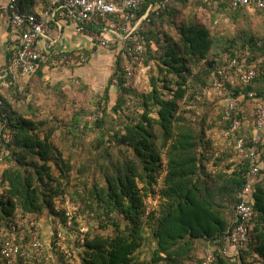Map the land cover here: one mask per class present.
I'll list each match as a JSON object with an SVG mask.
<instances>
[{
	"label": "trees",
	"instance_id": "16d2710c",
	"mask_svg": "<svg viewBox=\"0 0 264 264\" xmlns=\"http://www.w3.org/2000/svg\"><path fill=\"white\" fill-rule=\"evenodd\" d=\"M53 1L20 0V9L42 12ZM150 5L142 6L139 19ZM151 6L136 31L147 51L130 70L122 68V58L117 56L118 67L107 93L95 103L101 116L93 123L84 122L79 114L72 119V140L94 132L98 141L91 187L83 183L79 189L74 183L69 190L76 150L69 149L65 156L51 134L42 137L38 123L12 110L0 94V131L12 137L10 141L0 137V163L6 165L0 171V264L5 234L12 224L13 233L25 235L26 248L37 238L43 243L40 224L46 220L54 226L50 249L59 261L47 258L43 244L42 255L31 259L34 264H204L210 248L214 250L211 264H264V155L247 197L254 209L248 223L250 243L224 254L227 238L238 224L236 209L244 201L249 161L229 145L224 151L213 150L207 135L212 128L206 122L208 114L193 120L188 114L194 111L187 109L193 98L202 105L218 106L221 134L229 139L235 112L227 119L225 106L230 97L238 100L242 106L238 138L253 140L264 98V26L259 20L264 12L244 7L229 10L226 3L201 0H156ZM192 8L233 16L231 29L214 34ZM97 49L85 53L87 60ZM143 68L149 69L150 90L136 93L129 80ZM225 68V76L217 82L218 71ZM47 69L42 65L34 75ZM250 70L259 76L245 84L237 73ZM115 81L122 95L111 108L108 91ZM132 94L135 98H130ZM207 94L213 102H208ZM82 173L78 169L77 174ZM151 199H157L159 206L149 212ZM72 207L76 209L69 225L67 213ZM60 231L67 235L68 255L58 250ZM147 242L153 247L150 257L142 260Z\"/></svg>",
	"mask_w": 264,
	"mask_h": 264
},
{
	"label": "built area",
	"instance_id": "2783aa9c",
	"mask_svg": "<svg viewBox=\"0 0 264 264\" xmlns=\"http://www.w3.org/2000/svg\"><path fill=\"white\" fill-rule=\"evenodd\" d=\"M6 13L8 25L11 29L12 39L9 47V61L0 72V81L7 86L10 78L17 80L19 76L32 77L37 70L45 65L47 68H61L71 66H81L86 63L87 58L84 52L80 51H57L53 45L56 44L55 34L57 29H61L60 19H67L71 22L79 34L86 35L92 45L99 49H116L115 69L117 70V56H121L124 63L123 69L130 70L131 66L140 61L141 56L147 51L143 43L144 38L136 35L142 21L147 18L152 4L156 0H123L118 3L114 0H54L52 5L42 12L28 13L20 9V0H6ZM173 1V0H165ZM203 3H226L229 10L240 8L258 9L264 12V0H201ZM145 4H151L147 14L142 19L138 18V12ZM164 7V6H163ZM54 26H52L53 24ZM44 43V48H42ZM235 64V63H233ZM115 70V71H116ZM227 68L219 70L217 73L218 82L220 77L225 76ZM237 76L245 83L249 84L259 76L256 70L246 73H237ZM219 94H224V88L219 85ZM231 94V93H230ZM229 94V95H230ZM235 112L228 137L231 138L235 150L239 151L246 160L249 161L248 182L242 192L244 201L236 209L237 227L227 238V244L223 247V253L230 249H245L249 243L248 223L254 214L253 206L248 204L247 197L251 192L263 162L264 149L260 147L264 144V98L259 105L257 120L255 123V134L251 142L245 138H238L241 128L239 115L242 106L238 100L231 97L226 103L225 113L227 119H231V112ZM5 141L12 139L11 135H2ZM250 143V145H249ZM249 145V146H247ZM67 200V199H66ZM69 204V201H66ZM65 204V206H66ZM69 225L73 222L70 211L67 213ZM32 222L31 225H35ZM24 226V222H21ZM16 226L11 225L9 234H5L1 249V261L3 264H34L31 259L34 255H42L43 243L40 238L34 239L26 248L22 245L25 235L19 237L13 233ZM86 229H80L83 234ZM58 250L60 253L69 254V249L65 242V234L58 233ZM21 242V243H20ZM214 261V250H207V258L204 264H211ZM33 262V263H32Z\"/></svg>",
	"mask_w": 264,
	"mask_h": 264
},
{
	"label": "rangeland",
	"instance_id": "374dc122",
	"mask_svg": "<svg viewBox=\"0 0 264 264\" xmlns=\"http://www.w3.org/2000/svg\"><path fill=\"white\" fill-rule=\"evenodd\" d=\"M192 10L195 14L197 13L198 18L202 19L214 34L227 33L234 22L233 18H231L233 16L218 13L217 10L208 14L201 9L192 8ZM113 50L112 47L103 50L98 48L97 51L90 55L91 59L89 58L81 66L49 68L44 74H37L32 77L19 76L14 84L7 81V86H4L0 81V94L11 105L12 110L38 123V132L42 137L46 134H51L52 142L64 152L65 156H68L69 149L76 150L77 156L73 160L75 169L71 177L72 186L69 187L71 191L74 189V183H77L79 189L83 183H86V188L91 187L94 183V171L91 168H93L94 159L99 157L98 152H96L98 143L96 136L94 132H90L84 134L81 140L74 141L69 131L72 119L76 114L82 115L84 122L89 121L90 123H93L98 116H101L102 112L97 110L98 107L95 103L105 96L109 82L115 73V60L114 58L113 60L111 59ZM148 72L149 69L147 68H143L142 71L137 70L134 77L129 80L130 87L134 92L141 93L150 90ZM116 84V81L113 82L108 91L111 108L122 95ZM130 96V98H135L133 94ZM207 98L208 102L214 101V97L211 94L209 96L207 94ZM191 102V105L189 104V107H187L188 110L194 111V114H188L191 119L200 120V118H204L208 114L206 122L207 125H212V128L208 130L207 135L213 142V150L224 151L226 145L233 149L232 139L229 137L230 140L225 139L221 134L220 125L222 123L219 118L221 109L213 104L209 106L202 105L199 102H195L194 98ZM80 128V130H83L84 123L81 124ZM94 145L95 149L93 148ZM261 147L264 149V144ZM91 148L94 149V152L89 154ZM5 167L6 165L3 166L0 163V171ZM78 169L83 170V173L77 174ZM53 174L58 178L56 170H53ZM66 199L70 203V198L67 195ZM147 204L149 212L158 209L159 206L157 199H151L147 201ZM75 209L76 207L69 208L70 214ZM82 223L88 224L84 219ZM90 223L92 222L90 221ZM40 225L47 258L57 263L59 256L50 249L51 233H53L54 226L47 220ZM151 247L153 245L148 242L145 244L143 255L140 256L142 260L150 257ZM202 255H200L201 258Z\"/></svg>",
	"mask_w": 264,
	"mask_h": 264
},
{
	"label": "crops",
	"instance_id": "0c3cea01",
	"mask_svg": "<svg viewBox=\"0 0 264 264\" xmlns=\"http://www.w3.org/2000/svg\"><path fill=\"white\" fill-rule=\"evenodd\" d=\"M7 5L6 0H0V72L7 65L9 61V47L11 45V29L8 25V16L5 11ZM251 12L254 9L250 10ZM264 26V19H259ZM61 29L55 27V40L56 44L53 45L54 49L57 51H80V52H90L94 50L90 39L86 35L79 34L74 25L67 21V19H60ZM42 48H44V43H42ZM114 49V48H113ZM116 49L113 50V55L111 59L115 60ZM103 50V49H99ZM97 51V50H96ZM102 54V53H101ZM104 58V57H103ZM102 58V59H103ZM91 59V58H90ZM46 72V70H45Z\"/></svg>",
	"mask_w": 264,
	"mask_h": 264
}]
</instances>
